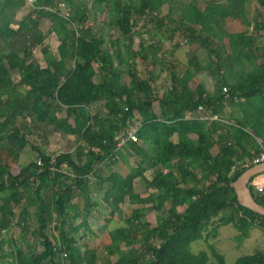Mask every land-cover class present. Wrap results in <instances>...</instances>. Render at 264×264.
Here are the masks:
<instances>
[{"label":"trees","instance_id":"trees-1","mask_svg":"<svg viewBox=\"0 0 264 264\" xmlns=\"http://www.w3.org/2000/svg\"><path fill=\"white\" fill-rule=\"evenodd\" d=\"M170 1L36 0L38 8L15 21L26 0H0V264H227L210 245L213 263L206 252L191 253L190 245L215 236L222 226L232 225L243 236L251 227L263 229L264 217L240 206L230 184L248 169L241 166L243 159L259 155L244 143L264 142V64H258L264 59V0L178 4L179 35L217 58L209 69L215 78L210 94L203 85H190L196 74L191 68H198L195 51L182 75L167 67L159 42L141 40L132 52L134 25L156 17ZM229 19L242 29L227 32ZM252 32L261 33L262 42ZM49 36L56 52L42 65L34 46ZM19 40L25 44L16 51ZM231 57L252 68L240 83L230 82ZM161 70H169L171 85L159 95L153 82ZM199 107L220 121L193 118ZM227 107L242 112L233 126L223 122ZM132 126L137 140L123 148L137 161L130 170L116 138ZM46 129L76 137L75 148L43 153L40 147L49 144ZM27 146L37 158L14 173L8 159ZM136 182L153 192L141 197ZM97 191L109 215L117 213L125 226L106 233L97 247H84L82 238L92 235L88 219L98 207L91 194ZM76 197L83 205L73 202ZM253 197L264 207V197ZM136 204L150 205L154 224ZM54 219L57 237L50 233ZM14 227L26 249L15 240L7 242L8 250L1 247ZM233 264H264V254L242 256Z\"/></svg>","mask_w":264,"mask_h":264},{"label":"rangeland","instance_id":"rangeland-1","mask_svg":"<svg viewBox=\"0 0 264 264\" xmlns=\"http://www.w3.org/2000/svg\"><path fill=\"white\" fill-rule=\"evenodd\" d=\"M127 1V0H125ZM190 0H171L170 3L164 4L156 17H151V19L147 22L138 21L136 25H134V36H133V45L134 48L132 52H136L139 48L141 40L151 42L156 40L159 42L164 49L174 53V56L177 58L178 61L187 60L184 56L185 48L190 47V44L185 41V39L179 35L178 33V26L176 21L179 19L180 14L182 11L179 10L178 4H186ZM225 0H220V3H225ZM30 8L28 7L27 3L26 6L20 14L18 13L17 18L15 21L21 20L24 16H26L30 12ZM61 11L65 12L64 6H61ZM254 15V6L253 3H249L247 5V16L249 19H252ZM104 19L101 16L98 18L99 22H102ZM228 23L232 22L230 19L227 20ZM233 28H238L239 30L242 29L241 24L238 21L233 22ZM46 24H42L41 31H46ZM230 28V27H229ZM169 30L173 35L170 36L167 32ZM114 31H111L110 34H113ZM115 37L119 38L118 34H114ZM154 36L153 40L149 39V37ZM109 38V36L107 37ZM24 40H19L14 48L16 51H19L23 48ZM260 42L262 39L260 38ZM152 43V42H151ZM174 43L177 45L173 46ZM122 54H124L125 48L120 45ZM163 49V50H164ZM42 50V51H41ZM44 50V51H43ZM56 51V42L53 36H49L44 41L43 45L41 46H34V55L39 61L51 60L54 57ZM127 51V50H126ZM125 51V52H126ZM205 53V51H202ZM170 54L168 53L165 59L169 60ZM124 57V56H123ZM48 62V61H47ZM237 68L239 69V77L244 78L246 75L244 68L241 66L240 61H238ZM138 71L141 73V76L144 77V68L142 65H138ZM158 73V72H157ZM159 74V73H158ZM165 73L161 70V75L159 79L153 82V86L156 91L161 92V90L165 89ZM133 126L131 127V129ZM47 138L49 139L48 146H41L40 150L45 154H51L54 151H70L75 148L76 145V137H67V136H55L52 134L51 130H47ZM124 155L123 159L126 163L127 167L131 170L136 168L137 161L126 153V150L122 152ZM128 155V157H127ZM36 154L31 151V149L27 146L20 155L12 156L8 159V163L12 168L13 172L16 173L19 171L20 168L27 166L28 164L32 163L36 159ZM146 178L148 180L151 179V173H146ZM95 182H93V186ZM98 192V193H97ZM91 194V201L97 202L98 207L92 209L91 216L89 217V228L92 231V235H88L82 238L83 246L88 247H97L99 245L101 237H103L109 231H112L118 227L125 226V221L116 213L113 216L109 215V211L105 209L103 202H102V192L97 191ZM136 192L141 197H146L150 193H152V189H147L145 186H142L140 183L136 182ZM101 195V199L97 198V195ZM255 196V194L252 192ZM101 200V201H100ZM74 203L83 205V201L80 200V197H76L73 200ZM123 207V214L127 215L129 210L128 205H124ZM133 208V206H132ZM134 208H143V213L145 214V220L151 224H154L156 212L154 210H150L149 205H141L136 204ZM73 217L76 219V224L80 223L81 219L77 214H73ZM56 220L51 224L50 233L53 237L58 236V231L55 230ZM245 236L241 235L232 225L222 226L218 228L216 231L215 236L208 235L203 240H198L193 242L190 245V251L193 254H198L199 252H206L210 257V263L215 262L213 256L210 253V246L214 248V251L224 257V260L227 264H233L238 258L246 255H251L257 252H262L264 254V227L260 229L258 226L251 227L247 230V233L244 234ZM2 239L6 242L2 244V248L8 250V243L14 245L11 241L15 240L19 247L26 249V241L20 238L19 230L14 227L12 231L9 232V235H5ZM28 240V239H27ZM8 242V243H7ZM210 245V246H209ZM37 250H41V245H38ZM9 259V258H8Z\"/></svg>","mask_w":264,"mask_h":264},{"label":"crops","instance_id":"crops-1","mask_svg":"<svg viewBox=\"0 0 264 264\" xmlns=\"http://www.w3.org/2000/svg\"><path fill=\"white\" fill-rule=\"evenodd\" d=\"M19 14H20V12H19ZM231 21L232 22H229V23H228V21L226 22V25H225L226 31L229 33L230 32H237L238 28H233V24H234L233 22H235V21H233V20H231ZM45 26L47 28V24ZM251 30H253V28H251ZM252 35L255 36V38H257V39L262 38L261 33L256 34L255 32H252ZM54 40H55V38H54ZM151 42L154 43V42H156V40L151 41ZM224 44L225 45L227 44L226 39L224 40ZM56 47H57V43H56ZM160 47L162 48L161 53H163L165 57L168 53L170 54L169 60L166 59V62H165L167 67L169 66L170 69H173L172 68V66H173L175 68V71L177 73H179L180 75L185 73L186 69L191 66V62H193V57H192L191 53L193 51H195L198 68H197V71H195L194 67L191 68L192 72H195L196 74H195L193 80L191 81L190 85L192 88H194L195 86H197L199 84L203 85V87L205 88V90L209 94L214 91L215 78L212 76V74L210 73L211 70H209V69L216 66V64H217V58L215 55H212L211 57H209L208 51H207V49H205V47L200 46V44H192V45H190V47L185 48V51L183 52L184 56L187 58V60L178 61V60H176L177 58L174 56V53L167 51L166 49H164V47H162V45H160ZM202 51H205V53H202ZM47 61L48 60L40 61V63L42 65H46ZM238 61H240L241 66L244 68V71L246 72L245 73L246 75L244 76V78L239 77V73H238L239 69L237 68ZM229 64L232 65V72H233L232 79H230L231 83L242 82L246 78L247 74L252 71L251 66H249L247 64V62H245L244 60H242L238 57H231L229 59ZM258 64H264V59L262 61H259ZM164 73H165V77H166L165 83H164L165 89H166V88L170 87L171 79H170V75H169V70L164 71ZM157 79H159V78H157ZM164 90L162 89L161 92H159V91H157V92L159 93V95H161ZM194 113L198 114L197 112H194ZM241 113H242L241 109H238L235 107H227L223 112V119H224L223 122L225 123L226 126H233V125H235L234 120L236 118H238L241 115ZM244 146H245V149L248 152H250L251 154H253L256 151H259L260 148L264 150V142H262L256 138H251V139L247 140L244 143ZM122 151H124V150H122ZM259 153H260V151H259ZM252 161L253 160H251L249 158H245V159H243L241 166L250 168V167H252V165H251Z\"/></svg>","mask_w":264,"mask_h":264},{"label":"built area","instance_id":"built-area-1","mask_svg":"<svg viewBox=\"0 0 264 264\" xmlns=\"http://www.w3.org/2000/svg\"><path fill=\"white\" fill-rule=\"evenodd\" d=\"M26 3H27V5H28V7L30 9H37L38 8V6L36 4V0H26ZM223 93L224 94L227 93L226 88H223ZM226 97H227V95L225 96V98ZM196 112L198 114L194 113V114L191 115L193 118H198L201 121H208V122H210V121H220L219 115H214L210 111H207V110H205L202 107H199L196 110ZM116 139L118 141L117 149L123 150L124 144L127 141H136L137 140L136 129H134V127H133L132 129H130L128 131L126 136H121L120 135ZM259 151H260V153H259L258 157L254 158L253 161H252V164H251L252 166L258 165V164L264 162V150L260 148ZM36 164H37V166L41 165L40 159H37ZM248 187H249L250 191L255 194V196L264 197V172H261V173H258L256 175H254L249 180Z\"/></svg>","mask_w":264,"mask_h":264},{"label":"water","instance_id":"water-1","mask_svg":"<svg viewBox=\"0 0 264 264\" xmlns=\"http://www.w3.org/2000/svg\"><path fill=\"white\" fill-rule=\"evenodd\" d=\"M261 172H264V162L246 169L234 182L230 184V187L234 190L237 202L240 206L264 217V207L255 201L248 187L249 180L254 175Z\"/></svg>","mask_w":264,"mask_h":264}]
</instances>
